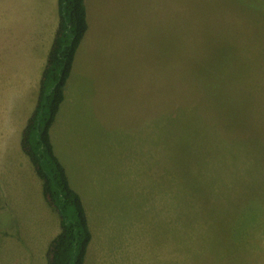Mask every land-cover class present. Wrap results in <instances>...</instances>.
Instances as JSON below:
<instances>
[{"label":"rangeland","instance_id":"rangeland-1","mask_svg":"<svg viewBox=\"0 0 264 264\" xmlns=\"http://www.w3.org/2000/svg\"><path fill=\"white\" fill-rule=\"evenodd\" d=\"M232 2L89 0L105 42L101 88L125 102L122 121L109 107L70 143L69 171L97 241L171 238L222 257L198 264L263 263L264 0ZM231 181L256 183L233 199L208 192L216 188L206 182ZM7 214L0 209V246Z\"/></svg>","mask_w":264,"mask_h":264},{"label":"crops","instance_id":"crops-1","mask_svg":"<svg viewBox=\"0 0 264 264\" xmlns=\"http://www.w3.org/2000/svg\"><path fill=\"white\" fill-rule=\"evenodd\" d=\"M88 2L85 0L88 29L76 50L64 88V100L50 129L54 153L65 168L70 186L80 195L86 216V205L69 171L71 140L82 138L83 130L90 129L93 122L104 123L109 107L113 109L114 120L122 121L125 107L121 99L119 103L109 101L101 88L102 83H107L97 70L105 43L101 36L102 21L90 18ZM58 26L59 0H3L0 18V91H4L0 100V201L3 200V206L0 205V209L8 212L10 225L7 224L0 246L2 264H49L50 244L61 232L60 215L46 200L43 180L22 148V133L35 110L42 74ZM231 182H206L216 188L208 192L214 197L233 199L256 183ZM168 218H171V227L170 205ZM90 231L92 237L84 264H198L200 259L201 262L205 258L222 259L210 248L189 252L175 244L176 239L154 241L152 246L141 247L133 240L108 243L102 234L97 241L91 228ZM258 264H264V260Z\"/></svg>","mask_w":264,"mask_h":264},{"label":"trees","instance_id":"trees-1","mask_svg":"<svg viewBox=\"0 0 264 264\" xmlns=\"http://www.w3.org/2000/svg\"><path fill=\"white\" fill-rule=\"evenodd\" d=\"M227 2L233 4L232 0ZM87 29L85 0H59V26L42 74L35 110L22 133V148L43 180L44 196L61 218V232L48 250L49 264H84L92 237L81 197L70 186L50 135L76 50ZM244 113L236 115V130L243 126Z\"/></svg>","mask_w":264,"mask_h":264}]
</instances>
